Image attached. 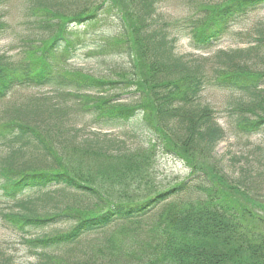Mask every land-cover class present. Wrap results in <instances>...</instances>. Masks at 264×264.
<instances>
[{
  "label": "trees",
  "instance_id": "trees-1",
  "mask_svg": "<svg viewBox=\"0 0 264 264\" xmlns=\"http://www.w3.org/2000/svg\"><path fill=\"white\" fill-rule=\"evenodd\" d=\"M93 2L29 0L21 51L0 54V202L12 204L0 223L21 235L31 264H264V148L244 166L224 164L227 131L202 98L211 88L239 96L233 133L264 132V23L245 48L177 52L183 38L210 52L264 0L204 2L179 22L165 18L164 0ZM104 21L111 29L90 55L123 60L119 78L67 69L85 43L77 28ZM11 31L0 20V41ZM112 128L122 136L101 133ZM158 151L189 176L133 198L127 189L150 180ZM0 264H16L1 243Z\"/></svg>",
  "mask_w": 264,
  "mask_h": 264
},
{
  "label": "rangeland",
  "instance_id": "rangeland-1",
  "mask_svg": "<svg viewBox=\"0 0 264 264\" xmlns=\"http://www.w3.org/2000/svg\"><path fill=\"white\" fill-rule=\"evenodd\" d=\"M216 1L217 0H195V2L192 3V0H164L160 5V10L165 14V18L170 19L172 22H179L184 20L188 15V10L191 11L192 6L195 5L196 8L201 9V5H203L204 2L209 3ZM101 2L102 0H95L93 5L97 6ZM28 3L29 0H11L0 4V20L8 22L13 30L11 31V36L9 38L0 41V54L17 56L21 51L22 43H20V40L24 35V29L28 22L27 19L24 18L23 12ZM106 21L94 26L82 25L77 28L78 31L76 32L85 39V43L80 46V51L78 52L77 57L69 61L66 66L64 65L67 69L81 70L89 74L98 73V76L105 78L108 77L115 80L119 78L116 74L119 71L115 67L124 64L123 60L108 59L102 61L96 56L90 55L92 43L98 40L102 34H108L109 29H111L109 28V25L112 23H107ZM259 23H264V9L250 15L241 25L234 26L230 33L217 43V46H215L210 52L201 53L194 51L189 45L190 39L185 38L179 40L177 44V52L180 55L191 54L197 57H206L218 50L245 48L247 45L246 41H244V34H249V32H251L254 27H257ZM123 79L128 80L129 78L124 77ZM44 92H46V90H43L41 93ZM202 96L204 102L211 104L217 110L219 123L224 126L227 131L225 140H223L217 148V157L227 166H230L229 163L231 162H237L236 160L239 158L241 162L239 166L247 164V158L252 161L254 159L253 152L256 148H264V132L250 137L236 136L233 133L228 122L231 119L230 112L232 105L235 100L239 99V96L212 88L207 89ZM122 98L125 99L126 97ZM3 106H6V104L2 102L0 109ZM251 109L254 110L252 113ZM259 111L260 110L254 108V106H248L245 113L249 117L254 118L255 114H258ZM123 129L124 128L104 129L101 133L107 134L109 137H121ZM93 131H96V129L93 128ZM137 142L138 141H131V143H134L135 145ZM131 143L129 142V144ZM132 147L134 146L132 145ZM3 150V148H0V156L6 154V151ZM193 160V162H199L196 157ZM114 168L116 172L119 171L117 167ZM148 168L149 171L147 172L150 174V180L143 183H136L127 189L129 195L133 198L141 199L144 198L143 196L148 194L149 191H153V189L155 191L180 183L190 174V169L187 168L180 159L160 151L156 153L152 161L149 163L147 169ZM227 170L230 172V169ZM116 180L115 174L114 179H111L110 183ZM258 194L264 196V188L258 191ZM10 205L12 204L4 200L0 202V209H6ZM0 243L15 257L16 264H31L35 261V256L29 254V252L26 251L25 246L22 245L21 235L10 231L3 226L2 223H0Z\"/></svg>",
  "mask_w": 264,
  "mask_h": 264
}]
</instances>
